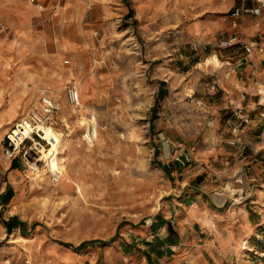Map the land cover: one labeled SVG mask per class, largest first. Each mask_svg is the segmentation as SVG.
Returning <instances> with one entry per match:
<instances>
[{
    "label": "rangeland",
    "instance_id": "rangeland-1",
    "mask_svg": "<svg viewBox=\"0 0 264 264\" xmlns=\"http://www.w3.org/2000/svg\"><path fill=\"white\" fill-rule=\"evenodd\" d=\"M214 1L229 18L242 0ZM163 2L161 14L147 18ZM199 2L0 0V264H159L158 247L180 239L186 226L179 229L178 217L170 216L176 185L159 158L164 138L157 129L175 117L186 133H200L210 116L189 100L198 98L192 78L219 64L216 52L224 46L214 45L210 57L195 58L188 70L170 68L172 54L193 53L186 41L194 21L214 14L194 13ZM226 35L219 30L215 40ZM73 85L84 105L80 120L94 114L98 124L85 157L70 155L57 139V130L72 138L77 131L88 146L85 124L75 126L80 115L63 112V101L65 109L74 104ZM44 93L59 103L44 122L51 125L43 127L48 140L32 135L26 158H7L6 134L21 117L42 110ZM177 158L188 164L191 154ZM53 169L62 172L56 182ZM229 187L235 192L241 182ZM244 191L236 202L250 195L239 204L225 264H264V184ZM13 215L24 223L8 233L4 222Z\"/></svg>",
    "mask_w": 264,
    "mask_h": 264
},
{
    "label": "crops",
    "instance_id": "crops-1",
    "mask_svg": "<svg viewBox=\"0 0 264 264\" xmlns=\"http://www.w3.org/2000/svg\"><path fill=\"white\" fill-rule=\"evenodd\" d=\"M245 4L251 8L256 2L248 0ZM162 7L164 2L151 7L147 18L159 16ZM212 9L213 16L205 15L200 22L194 21L191 32L194 36L186 41L192 50V44L199 42L198 51L193 50L190 55L172 54L170 68L182 72L193 66L190 61L195 58L210 57L214 45L220 46L222 38L215 40L219 30L227 31L225 38L237 35L238 42L217 49L219 64L208 65L192 78L197 80L194 92L198 98H194L199 100L192 104L210 114L208 120L200 122L203 131L186 133L175 117L164 123L162 119L158 125V135L164 138L159 158L176 185L170 216L178 217L179 229L186 226V230L179 231L180 239L158 247L159 264H225V255L235 238L231 230L239 219L237 212L242 209L239 204L250 195L248 192L242 195L244 199L238 203V194H245V188L251 184H264V7L261 14L245 13L236 21L229 12V18L222 17V6L214 0H200L193 12L204 10L207 14ZM240 42H254V50L245 52ZM213 77L217 80L216 87L210 91ZM238 107L247 121L234 114ZM228 120L235 129L228 125ZM212 135L216 138L214 143L210 141ZM195 141L198 144L194 145ZM186 151L191 154L188 164L178 162L177 154ZM240 172L241 187L231 192L229 184L236 182ZM183 203L188 204L186 210H182ZM180 217H184L182 221ZM197 225L200 231L193 228ZM175 231L178 232L177 228ZM159 235L160 239L166 237ZM145 255L154 260L149 250Z\"/></svg>",
    "mask_w": 264,
    "mask_h": 264
},
{
    "label": "built area",
    "instance_id": "built-area-1",
    "mask_svg": "<svg viewBox=\"0 0 264 264\" xmlns=\"http://www.w3.org/2000/svg\"><path fill=\"white\" fill-rule=\"evenodd\" d=\"M34 1V0H32ZM256 5L249 8L245 4V0H242L241 3L235 4L229 11L230 16L233 18L234 21H236L237 18L241 17L245 13H251L254 15H259L262 13L263 7H264V0H255ZM238 42L237 35H232L228 38L222 39L219 42L220 46L229 47ZM244 51L247 53H250L254 50V42H240ZM200 46L199 42H195L192 44V48L195 52L198 51V48ZM68 62V60H66ZM216 78L213 77L211 80V84L209 87V90L212 91L216 87ZM68 96L69 99L74 104H79L80 102V94L79 89L76 85H73L69 87L68 89ZM42 100V110L40 112H32L28 116H24V118H20L13 127L10 129V131L6 134V143L4 146V154L7 158H15L17 155H21L24 158H26V154L28 153V149L32 146H28V149H26V139H32V135H37L38 137L42 138L39 130H38V123H44L48 122L53 113H55L58 108V103L50 97L48 94L44 93L41 97ZM190 101L199 103V100L194 98L193 96H190ZM242 110L240 107L237 108V110L234 112L236 116H238L243 121H247V118L244 117L242 114ZM31 125L29 134L26 135L24 132L26 125ZM228 125L232 126V129H235L236 126L232 123V121L228 120ZM98 133V124L97 120L94 114H90L89 117H87V122L85 124L83 133H82V139L84 143L88 145H93L94 140L97 137ZM43 139V138H42ZM33 140V139H32ZM34 142V141H33ZM62 172L59 169L54 170L52 172L51 177L52 181L56 182L61 178ZM236 182H242V175L241 172L236 176L235 178Z\"/></svg>",
    "mask_w": 264,
    "mask_h": 264
},
{
    "label": "bare ground",
    "instance_id": "bare-ground-1",
    "mask_svg": "<svg viewBox=\"0 0 264 264\" xmlns=\"http://www.w3.org/2000/svg\"><path fill=\"white\" fill-rule=\"evenodd\" d=\"M77 86V85H76ZM62 105H63V112L64 111H68L70 114L71 113H74V114H76L77 116L78 115H80V116H78L76 119H75V126L77 125V126H79L80 127V125H83V124H86V122H87V120H80V118H82V117H84V116H82L83 114H82V111H81V109H82V107L84 106L83 105V103L80 101L79 102V104H70V106H69V109H65V106L67 105L64 101L62 102ZM67 107V106H66ZM79 107V108H78ZM91 107V106H90ZM58 108H59V103H58ZM21 118H24V117H21ZM17 122V121H16ZM37 126H38V130H39V132H40V134H41V136H42V138L45 140L46 138L44 137L45 136V132H44V130H43V127H46V126H50L51 127V125H49V124H45V123H38L37 124ZM30 128H31V125L29 124L28 126L26 125V127H25V130H24V132L26 133V135L27 134H29V132H30ZM74 131V130H73ZM57 139L59 140L58 141V144H59V146L61 147V148H66L67 149V151L69 152V154L70 155H72V156H74V157H77V156H87L88 155V152H89V149H91L90 147L92 146V145H88V146H82V144H81V142H80V136L78 135V133H77V131H75L76 132V138H72V136L71 137H69L70 136V134H63L62 132H60V131H58L57 130ZM97 134H99V133H97ZM46 140H48V139H46ZM40 142V141H39ZM84 147V148H83ZM82 159H84V158H82ZM32 168H34L35 170H38V165L37 164H35V163H33V166H32ZM54 170H56V169H53L52 171H51V174H52V172H54ZM36 172H38V171H36ZM41 175H39V177H40ZM16 206V205H15ZM18 210V209H17ZM24 238V237H23ZM243 244L245 243H247V241H243L242 242Z\"/></svg>",
    "mask_w": 264,
    "mask_h": 264
},
{
    "label": "trees",
    "instance_id": "trees-1",
    "mask_svg": "<svg viewBox=\"0 0 264 264\" xmlns=\"http://www.w3.org/2000/svg\"><path fill=\"white\" fill-rule=\"evenodd\" d=\"M13 166H16L15 162L13 164ZM6 228H7V232L11 233L12 232V228L14 227V225H16L17 223H21L23 224V221H20L15 215L11 216L8 220H6L5 222ZM85 244V242H82L78 248H81L83 245Z\"/></svg>",
    "mask_w": 264,
    "mask_h": 264
}]
</instances>
